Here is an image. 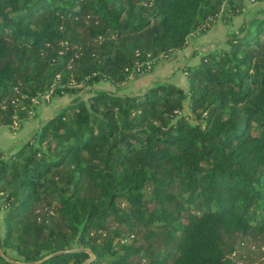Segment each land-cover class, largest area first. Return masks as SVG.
Masks as SVG:
<instances>
[{
	"label": "trees",
	"instance_id": "obj_1",
	"mask_svg": "<svg viewBox=\"0 0 264 264\" xmlns=\"http://www.w3.org/2000/svg\"><path fill=\"white\" fill-rule=\"evenodd\" d=\"M244 6L0 0V126L41 94L73 95L0 147V264H238L243 242L264 247V14L184 63L186 87H96L152 70Z\"/></svg>",
	"mask_w": 264,
	"mask_h": 264
},
{
	"label": "rangeland",
	"instance_id": "obj_2",
	"mask_svg": "<svg viewBox=\"0 0 264 264\" xmlns=\"http://www.w3.org/2000/svg\"><path fill=\"white\" fill-rule=\"evenodd\" d=\"M256 14H264V0H245L243 13L235 14L231 17L229 16V18H219L218 21L214 24V26L210 29L211 32L207 34L205 33L206 35L211 33V35H205V37L202 38V41L199 39V37L196 38V40H198L196 42L194 39H189V42L187 43V48L189 47L188 49L194 50L193 46L196 43L200 44V42L204 44V46H202V50L205 49V47H211L217 44V41L215 39L218 40L220 37L225 38L229 31L239 29L240 25L246 18H250ZM187 53L188 51L182 52V54L181 52H178L176 56L171 58V60L166 59L167 56L160 58L158 60V63H156L157 66H154L155 69L153 68L147 73L130 75V78L127 81L123 82L118 88L108 82L98 83L96 84V87L102 86L104 88L122 93L141 92L147 85L150 84L152 80L164 77H170L174 82L181 85V83L183 84V80L181 79V75L178 76V74L182 72V65L180 66L178 64L185 63L184 61ZM80 95L83 97H87L89 93H87L86 91H81ZM72 96L68 94H55L52 96L44 95V99L42 98V100H40L36 107V111L34 110V112H32L33 114L31 116L29 115L28 118L23 120L22 123V120H20V122L18 121L17 124L12 123L9 125H1L0 138L3 137L4 143L0 142V147L4 150V152H7L11 145H17L18 143H16V140L21 137L20 127L25 121L30 120L32 121V123L38 124L41 120L50 116L63 104L69 102ZM25 131L26 133L24 134V136L28 134L27 129H24V132ZM1 213L2 212H0V225L2 218ZM241 245H243V247H239L238 250L235 252L237 254L234 255V259L238 264H260L264 260V247H260L258 242L248 241L243 242Z\"/></svg>",
	"mask_w": 264,
	"mask_h": 264
},
{
	"label": "crops",
	"instance_id": "obj_3",
	"mask_svg": "<svg viewBox=\"0 0 264 264\" xmlns=\"http://www.w3.org/2000/svg\"><path fill=\"white\" fill-rule=\"evenodd\" d=\"M209 32H211V31H209ZM209 32H207V33H209ZM206 33V34H207ZM205 33L204 34H194L193 36H191V38L190 39H194L195 40V42L196 41H198V40H196V38H198L199 37V39L202 41L203 39L202 38H204L205 37V35H206ZM209 35H211V33L210 34H208V35H206V36H209ZM222 38H224V37H220L218 40L217 39H215L217 42V44H219V43H223V42H221V41H223V39ZM222 39V40H221ZM213 41H214V39H213ZM212 42V41H211ZM200 46V47H199ZM202 46H204V44L203 43H201L200 42V44L199 43H196L194 46H193V48H194V50H190V49H188L187 48V45L184 47V48H181V49H178V50H175L174 52H172L170 55H168L167 56V58L166 59H168V60H171V58H173L174 56H176L177 55V53L178 52H181V54H182V52H185V51H188V53L186 54V57H185V63H187V62H189V63H195V62H198L199 61V59H200V55H201V49L200 48H202ZM206 48V47H205ZM187 49V50H186ZM196 49V50H195ZM158 63V62H157ZM178 65H183V64H178ZM157 66V65H156ZM155 66V67H156ZM155 69V68H154ZM142 73H147V72H142ZM142 73H136V74H134V75H138V74H142ZM133 75V76H134ZM179 75H181V79L183 80V84L181 83V85H184V86H186V82H185V78H184V75H183V73L182 72H180L179 74H178V76ZM157 79V78H156ZM155 79V80H156ZM159 79V78H158ZM152 81H154V80H152ZM151 81V82H152ZM150 82V83H151ZM38 126V124H34V123H32V121H30V120H27V121H25L24 123H23V125L20 127V131H21V137L18 139V140H16V143H19V142H21V141H23V140H25L26 138H28L31 134H32V132L34 131V129L36 128ZM24 129H27V132H28V134L27 135H25L24 136V134L26 133V131L24 132ZM0 142L1 143H4V141H3V137L2 138H0ZM13 147H14V145L12 146H10V148L8 149V151H10L11 149H13ZM7 151V152H8Z\"/></svg>",
	"mask_w": 264,
	"mask_h": 264
},
{
	"label": "built area",
	"instance_id": "obj_4",
	"mask_svg": "<svg viewBox=\"0 0 264 264\" xmlns=\"http://www.w3.org/2000/svg\"><path fill=\"white\" fill-rule=\"evenodd\" d=\"M208 48H210V47H208ZM205 49H207V48H205ZM50 93L49 92H47V93H44V94H41V97L44 99V95H46V96H50L49 95ZM32 100H34L35 102H37V99H35V98H32ZM39 102V101H38ZM14 120H13V124H17V122L18 121H20V119L16 116V115H14Z\"/></svg>",
	"mask_w": 264,
	"mask_h": 264
},
{
	"label": "water",
	"instance_id": "obj_5",
	"mask_svg": "<svg viewBox=\"0 0 264 264\" xmlns=\"http://www.w3.org/2000/svg\"><path fill=\"white\" fill-rule=\"evenodd\" d=\"M75 248H72V249H64V250H61V251H69V250H74ZM61 251H57V252H61ZM53 253H49V254H47V255H45L43 258H46V257H48V256H50V255H52ZM94 257V254H91V257L90 258H88V259H86L83 263H81V264H86L88 261H90L92 258Z\"/></svg>",
	"mask_w": 264,
	"mask_h": 264
}]
</instances>
